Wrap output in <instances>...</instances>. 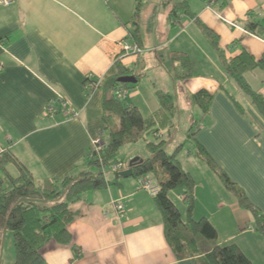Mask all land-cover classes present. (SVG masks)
Instances as JSON below:
<instances>
[{
    "label": "crops",
    "instance_id": "obj_1",
    "mask_svg": "<svg viewBox=\"0 0 264 264\" xmlns=\"http://www.w3.org/2000/svg\"><path fill=\"white\" fill-rule=\"evenodd\" d=\"M182 1L148 0L146 6L141 0L137 18L136 0L0 4V146L13 152L46 189L61 186L68 175L85 172L92 140L104 128L106 83L119 73L117 61L128 68L127 75H139L124 101L137 106L145 117L160 108V92L173 97L176 111L198 91L212 95L207 114L197 106L201 117L193 126L194 144L188 153H181L185 159L178 160L196 181L193 218L202 214L218 237L231 235L212 243L200 240V251L180 259L167 241L154 196L140 187L138 178L106 176L117 183L86 191L70 206L75 215L68 226L72 241L44 245L48 264H199L206 252L224 244H236L253 264H264V236L255 229L251 215L211 166L193 153L197 146L203 147L264 214V117L226 74L218 50L199 23L218 36L225 58L247 49L260 59L264 37L248 33L244 25L264 18V3L190 0L195 18L182 11L171 18L174 5ZM135 27L141 52L124 54L119 44L133 43L130 31ZM176 54L191 65L187 68ZM185 72L189 75L182 79ZM256 73L247 75L251 85L250 76ZM147 77L152 78L148 83ZM254 89L264 92V84ZM59 96L75 115L45 111L46 104ZM194 157L198 160L192 162ZM177 198L182 199L181 194ZM203 198L213 207L199 213ZM118 201L125 205L122 215L113 206Z\"/></svg>",
    "mask_w": 264,
    "mask_h": 264
},
{
    "label": "trees",
    "instance_id": "obj_2",
    "mask_svg": "<svg viewBox=\"0 0 264 264\" xmlns=\"http://www.w3.org/2000/svg\"><path fill=\"white\" fill-rule=\"evenodd\" d=\"M136 2L134 17L137 18L142 2L141 0H136ZM189 7V0L175 4L170 17L182 11L195 18V14L190 11ZM135 22L137 27L139 22L137 19ZM199 23L212 45L218 50L226 74L236 83L242 93L252 100L264 117V92L254 89L247 77L248 74L258 70L264 71V54L260 59H256L247 49H243L238 56L225 58L219 46L218 36L206 25ZM136 27L130 31V37L132 42L141 48L139 44L141 37ZM244 27L248 33L259 38L264 37V18L248 20ZM175 57L187 68L191 65L189 59L183 55L176 54ZM116 65L119 73L106 83V96L103 103L104 128L97 136L103 140V147L97 152L90 149L87 160L100 167H109L119 162L117 157L122 146L136 143L141 138L146 139L149 135L159 139L155 142H148L147 146L152 155L146 159L139 157V160L133 163L132 176L140 178L150 175L155 181L159 192L154 196V200L162 214L170 247L180 259L194 256L199 249L200 240L215 241L218 239V231L207 218L200 220L193 218L196 181L182 168L178 160V153L184 145L178 146L175 152L170 154L165 149L168 138L164 136L165 134L159 136L160 132L170 134L175 126L173 123L176 114L174 99L171 95L160 92L158 94L161 102L160 108L151 116H143L137 106L127 105L117 98L116 91L119 86L128 88L135 85L129 86V84L119 82V78L127 76L129 70L120 61H117ZM188 75L189 72H185L181 78L184 79ZM135 77L139 80V75ZM211 100L212 95L204 90L192 95V102L201 108L203 115L209 111ZM191 132L193 134L189 137L190 146L194 144L192 139L194 127L191 128ZM193 153L211 166L226 188L236 195L240 206L252 213L255 219V229L264 236V214L261 210L248 199L226 173L214 164L203 147L197 146ZM9 165L15 167L17 174L14 175L8 171ZM115 183L117 180H108L105 172L93 174L85 171L78 176H66L61 181V186L56 185L52 189H46L35 179L26 165L13 152L6 149L0 154V244L4 231L9 229L14 238V264H48L42 253L46 243L56 241L69 244L72 241L68 226L74 221L75 215L70 206L80 201L84 192L107 188ZM176 189L183 190L182 200L188 204L186 219H183L170 197L171 192ZM199 264L253 263L236 244H224L215 245L206 252L199 260Z\"/></svg>",
    "mask_w": 264,
    "mask_h": 264
},
{
    "label": "rangeland",
    "instance_id": "obj_3",
    "mask_svg": "<svg viewBox=\"0 0 264 264\" xmlns=\"http://www.w3.org/2000/svg\"><path fill=\"white\" fill-rule=\"evenodd\" d=\"M143 1H144V5H146L148 0H143ZM210 1H213V0H210ZM259 2L264 3V0H260ZM208 8H210V7H208ZM152 75H153V72H152ZM250 78L252 80L253 88H257V85H259V83H260V85L264 84V82H263L264 81V71H261V70L257 71L256 75H251ZM149 79H152V78L147 77L146 80H144V82L148 83ZM127 84H129V83H127ZM130 85L136 86V84H129V86ZM134 87H128L127 88L126 86H119L117 91L120 88H123L128 94V92H130V90H133ZM107 91L110 93V91L108 89H107ZM117 91H116V96H117ZM200 111L201 110L197 106H195L192 103V101L182 102V104L179 106V110L176 111L177 113L175 114V117L173 118L175 126L172 129L171 133L168 134L167 132H163V135L165 134L164 136L167 137L169 140L168 144L165 147V149L168 153L173 154L175 152V149L180 145H184V147L181 150L182 152L178 153V158L181 159L184 157L185 154H181V153H183V152L188 153L189 145L191 143L189 140V137H191L193 134V132H191V127H193L195 125V123L200 119V117H201ZM158 140L159 139H156L153 135H149L146 139L141 138L136 143L126 144V145L122 146V148H120L117 160H119V162H123L125 164V166H129V162L135 156H139L142 159H146L152 155V153L149 151L148 146H147L148 142H153V141L155 142ZM179 154H181V155H179ZM183 159H185V157ZM191 160L193 162L194 160H198V158L191 159ZM85 164H87L85 171L92 172L93 174H99L100 172H105V175L111 177L112 179L116 175L115 172L111 171L110 167H108V166L100 167V166H97V165L89 162V160H86ZM202 165L204 167H206V165L204 163ZM14 170H15V167L13 165H11V166L9 165L8 171L12 174H16ZM146 177H148V176H146ZM149 177H150V175H149ZM182 193H183L182 189H176L173 192H171L170 197H171L172 201L175 203V205L178 207L180 213L183 214V217L186 219V217H187L186 211H187V205L188 204L184 203V201L182 199L177 198V195L182 194ZM198 206L197 207L199 208V213H202L201 211H206V210L208 211L213 207V205L211 203H209L208 201H206L205 198L200 200ZM242 209L249 212V214L252 217V221L255 220L252 213L248 209H245V208H242ZM194 211H195V209H194ZM201 215L202 214H200V216L197 217V219H195V220H200L203 217H206V216H201ZM253 224H254V222H253ZM254 227H255V224H254ZM230 235L231 234H219L217 241L218 240L221 241V238L226 239ZM205 241L209 242V243L213 242V241H209V240H205ZM14 261H15V245H14L13 233L9 229H6L2 235L1 244H0V264H14Z\"/></svg>",
    "mask_w": 264,
    "mask_h": 264
},
{
    "label": "built area",
    "instance_id": "obj_4",
    "mask_svg": "<svg viewBox=\"0 0 264 264\" xmlns=\"http://www.w3.org/2000/svg\"><path fill=\"white\" fill-rule=\"evenodd\" d=\"M213 1H217V0H213ZM16 2V0H0V4L4 5V6H10L12 4H14ZM231 25H234L233 23H230ZM236 26V25H234ZM238 27V26H236ZM239 28V27H238ZM121 46V51L124 52V54H137L141 52V48L138 47V45L133 44V43H129L128 40H123L120 44ZM95 84V82H94ZM100 82H96V85H99ZM127 96V92L123 89L120 88L117 91V97L121 100H124ZM45 110L48 114L53 115L56 114L60 111L66 112V113H71L75 115V112L71 109V107L69 106V102L64 99L62 96L58 97V100L56 102H51L46 104L45 106ZM203 124H201L202 126ZM163 135V132H160L159 136ZM103 147V140H101L99 137H95L92 140V145H91V150L93 152H97L99 151L101 148ZM6 149L0 146V154L3 153ZM111 171L113 172H119L122 170L127 169L129 166H125V164L123 162H117L114 163L112 165L109 166ZM139 180V185L142 189L146 190L148 192V194H150L151 196H156L159 192V187L157 185L154 184L153 180L150 177H140L138 178ZM113 206L115 208V210L117 211V213H119L120 215H122V213L125 210V205L123 204V202L118 201V202H114Z\"/></svg>",
    "mask_w": 264,
    "mask_h": 264
},
{
    "label": "water",
    "instance_id": "obj_5",
    "mask_svg": "<svg viewBox=\"0 0 264 264\" xmlns=\"http://www.w3.org/2000/svg\"><path fill=\"white\" fill-rule=\"evenodd\" d=\"M119 82L121 83H129V84H136L138 82L137 78L134 75H127V76H121L119 78ZM139 160V157H136L130 161L129 167L125 170L119 171L116 173V178H128L133 175V163L135 161Z\"/></svg>",
    "mask_w": 264,
    "mask_h": 264
}]
</instances>
